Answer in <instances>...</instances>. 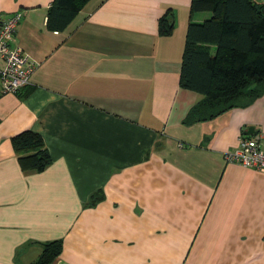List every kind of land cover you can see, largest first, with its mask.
Listing matches in <instances>:
<instances>
[{
	"label": "crops",
	"instance_id": "crops-1",
	"mask_svg": "<svg viewBox=\"0 0 264 264\" xmlns=\"http://www.w3.org/2000/svg\"><path fill=\"white\" fill-rule=\"evenodd\" d=\"M52 1L0 0L34 65L18 94L0 89V264L55 240L52 264H264V173L225 160L249 127L264 147V96L184 124L203 99L180 86L191 0H88L62 32ZM25 130L51 159L37 173L10 142Z\"/></svg>",
	"mask_w": 264,
	"mask_h": 264
},
{
	"label": "trees",
	"instance_id": "trees-1",
	"mask_svg": "<svg viewBox=\"0 0 264 264\" xmlns=\"http://www.w3.org/2000/svg\"><path fill=\"white\" fill-rule=\"evenodd\" d=\"M88 0H53L47 11L46 28L62 32ZM197 13H209L200 23ZM185 35L180 86L203 96L183 122L193 125L210 121L234 108H244L264 96V1L191 0ZM172 15L158 19V31L168 35ZM22 171L40 172L51 162L42 137L25 130L10 139ZM92 195L91 205L95 204ZM101 195L98 198V202ZM60 240L42 247L30 264H52L61 252Z\"/></svg>",
	"mask_w": 264,
	"mask_h": 264
},
{
	"label": "built area",
	"instance_id": "built-area-1",
	"mask_svg": "<svg viewBox=\"0 0 264 264\" xmlns=\"http://www.w3.org/2000/svg\"><path fill=\"white\" fill-rule=\"evenodd\" d=\"M22 19L16 12L0 23V89L2 94H18L29 84L34 65L19 48L10 46L9 41ZM261 135H241L235 151L225 155L229 163L264 173V147Z\"/></svg>",
	"mask_w": 264,
	"mask_h": 264
},
{
	"label": "water",
	"instance_id": "water-1",
	"mask_svg": "<svg viewBox=\"0 0 264 264\" xmlns=\"http://www.w3.org/2000/svg\"><path fill=\"white\" fill-rule=\"evenodd\" d=\"M257 131H255L254 127H249L245 132L246 136L256 135Z\"/></svg>",
	"mask_w": 264,
	"mask_h": 264
},
{
	"label": "rangeland",
	"instance_id": "rangeland-1",
	"mask_svg": "<svg viewBox=\"0 0 264 264\" xmlns=\"http://www.w3.org/2000/svg\"><path fill=\"white\" fill-rule=\"evenodd\" d=\"M207 17L206 18H208L209 17V13H207V14H205ZM205 20V19H204Z\"/></svg>",
	"mask_w": 264,
	"mask_h": 264
}]
</instances>
